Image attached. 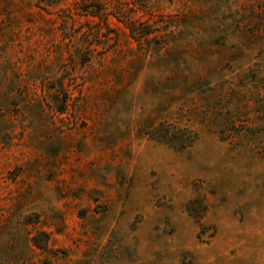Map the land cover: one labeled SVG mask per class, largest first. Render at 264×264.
<instances>
[{"label":"rangeland","instance_id":"rangeland-1","mask_svg":"<svg viewBox=\"0 0 264 264\" xmlns=\"http://www.w3.org/2000/svg\"><path fill=\"white\" fill-rule=\"evenodd\" d=\"M205 65L227 121L138 137L152 86ZM0 264H264V0H0Z\"/></svg>","mask_w":264,"mask_h":264},{"label":"trees","instance_id":"trees-1","mask_svg":"<svg viewBox=\"0 0 264 264\" xmlns=\"http://www.w3.org/2000/svg\"><path fill=\"white\" fill-rule=\"evenodd\" d=\"M101 10L87 12L92 17L102 18ZM119 20V18H117ZM121 21L128 29L132 38L137 40L142 36H149L151 32L142 31L139 26L133 21ZM88 61V60H87ZM84 63H82L83 65ZM202 72L191 80L185 78L181 81L180 85H158L152 86V92L163 93V100L153 110L151 117L144 119L138 124L137 136L142 138H148L158 144L167 146L175 151L183 152L192 148L202 137L201 130L194 128L193 125L184 123L186 121H192L197 123L200 127H203L202 120L205 117H209L210 121L218 122L227 121L224 111L228 108L227 105L221 103L225 100L226 93L222 90L212 88L210 85V78L216 75L214 66H201ZM186 69H181L180 66H174L172 68L173 75L183 76ZM174 81V80H172ZM153 85V84H152ZM155 85V84H154ZM157 85V84H156ZM165 87V88H163ZM234 91L232 90V93ZM191 97H198L208 99L212 102L206 106H201L198 103L191 101V106L186 107L185 101ZM207 100V101H208ZM66 106V101L64 102ZM227 103V102H226ZM58 110L60 113H65L66 107ZM204 109V111H202ZM225 125L219 129L216 133L220 136V139L226 141L228 139H235L239 135L236 130H228ZM185 210L188 215L193 218L199 224L198 238L203 239L204 236L211 231L208 236L213 238L216 234V227L214 225H205L202 221L207 216L209 206L204 198L197 197L189 200L185 205ZM36 247H39L34 242Z\"/></svg>","mask_w":264,"mask_h":264}]
</instances>
